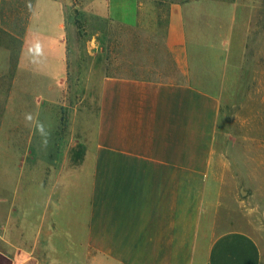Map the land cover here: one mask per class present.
Returning a JSON list of instances; mask_svg holds the SVG:
<instances>
[{
	"label": "crops",
	"instance_id": "crops-1",
	"mask_svg": "<svg viewBox=\"0 0 264 264\" xmlns=\"http://www.w3.org/2000/svg\"><path fill=\"white\" fill-rule=\"evenodd\" d=\"M14 1L0 0V255L12 264H264L251 221L264 218V93L255 92L264 83L240 81L244 7L223 15L215 2L170 3L154 76H102L95 109L69 119L72 141L59 151L70 85L62 5ZM4 3L26 8L23 31ZM38 4L54 9L52 27L47 14L37 20ZM142 8L91 7L134 31Z\"/></svg>",
	"mask_w": 264,
	"mask_h": 264
},
{
	"label": "rangeland",
	"instance_id": "rangeland-1",
	"mask_svg": "<svg viewBox=\"0 0 264 264\" xmlns=\"http://www.w3.org/2000/svg\"><path fill=\"white\" fill-rule=\"evenodd\" d=\"M19 0L14 1L17 6ZM62 5L65 40L69 49V66L76 80L71 79L68 91V107L64 114L67 116L66 129L62 136L58 134V150L67 146L72 138L70 125L75 121L85 118L86 110L93 111L96 106L97 88L100 79L105 75H123L150 78L154 76L156 56L160 47V38L168 5L181 0H140L143 5L141 10L142 27L137 30H128L115 23L99 19L91 9L95 0H56ZM218 3L221 13L228 12L233 4L244 7L249 18L248 36L244 58L241 63L242 71L240 81H255L264 83V0H191ZM13 2V1H11ZM9 2V5L13 3ZM190 2V1H189ZM40 14L37 20H43L44 14L49 15L45 27H52L54 9L38 4ZM46 16V15H45ZM5 85V84H4ZM47 83L42 89H49ZM48 86V88H46ZM6 87L0 88V101L6 97ZM246 93V89L242 90ZM48 92V91H47ZM207 92H216L208 89ZM262 97L264 91H255ZM225 105V104H224ZM256 109H262V103L255 101ZM227 111L231 104L224 106ZM245 107V106H244ZM2 106L0 105V111ZM77 111V112H76ZM224 112V111H223ZM84 113V114H81ZM70 119V121H69ZM55 139V138H54ZM56 140V139H55ZM50 139L42 141V146H52ZM56 144V143H55ZM63 146V147H62ZM64 154H58V162L65 161ZM264 194V192H262ZM259 197L258 213L264 214V195ZM244 208V207H243ZM222 218H218L221 220ZM235 219V218H233ZM237 221L245 224L241 213ZM235 219V220H236ZM252 226L256 229L264 245V218L252 219ZM251 228V229H254ZM0 264H12L10 259L0 255Z\"/></svg>",
	"mask_w": 264,
	"mask_h": 264
},
{
	"label": "trees",
	"instance_id": "trees-1",
	"mask_svg": "<svg viewBox=\"0 0 264 264\" xmlns=\"http://www.w3.org/2000/svg\"><path fill=\"white\" fill-rule=\"evenodd\" d=\"M191 0H181L180 3H186L189 2ZM4 8H3V16L4 18H7L11 21L14 20V26L12 27L13 29H15L16 32H21L24 29L23 23L26 19L27 16V10L26 8H20L22 6V3H20V6L16 7V8H12L8 5V8H6V4L4 3ZM10 27V26H9ZM19 42V41H17ZM69 54V49L67 47V55ZM68 73H67V81L70 82L71 79L76 80V77H74V73L73 71L71 72V68L69 66V57H68ZM77 81V80H76Z\"/></svg>",
	"mask_w": 264,
	"mask_h": 264
}]
</instances>
